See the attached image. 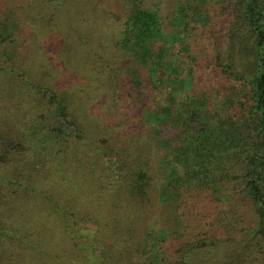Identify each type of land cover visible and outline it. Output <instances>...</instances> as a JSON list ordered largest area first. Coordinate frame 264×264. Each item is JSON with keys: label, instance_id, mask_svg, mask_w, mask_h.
Here are the masks:
<instances>
[{"label": "trees", "instance_id": "trees-1", "mask_svg": "<svg viewBox=\"0 0 264 264\" xmlns=\"http://www.w3.org/2000/svg\"><path fill=\"white\" fill-rule=\"evenodd\" d=\"M59 3L43 34L20 30L64 59L73 19L109 13L91 42L108 65L104 92L77 85L90 84L80 74L41 82L54 124L19 134L60 182L47 219L78 247L63 264H264V0ZM87 97L94 129L72 109ZM4 222L0 264H24L35 250L9 240L37 230Z\"/></svg>", "mask_w": 264, "mask_h": 264}, {"label": "rangeland", "instance_id": "rangeland-1", "mask_svg": "<svg viewBox=\"0 0 264 264\" xmlns=\"http://www.w3.org/2000/svg\"><path fill=\"white\" fill-rule=\"evenodd\" d=\"M59 2L60 0H0V25L7 19L12 21L8 28H0V218L3 219L0 221L30 226L37 230H30L26 234L21 232L25 238L17 236L18 241L9 240L17 248L12 247V252H20L24 246L30 247V251L35 250L34 253L31 252V256L23 258L24 264H63L66 257L78 250L71 236L58 232L60 223L47 219V216L50 217L55 212L51 197L60 191V182L51 174L43 175L44 170L39 168L41 156L36 155L29 147L28 140L19 135L23 131L28 132L27 125L38 124L42 127L54 124L53 114L56 109L50 106L49 98L45 97L40 84H55L67 74H80L90 84L80 79L76 82L77 85H91L92 91L99 88L98 93H101L103 88L100 87L107 83V73L100 74L97 68H100L98 63L102 62V69L107 71L108 65L105 60L98 61L99 57L94 53L98 50H93L91 42L100 36L103 18L108 17L109 13L88 6L83 18L73 19V51L66 59L40 48L39 42L35 44L29 34L20 30L23 24H32L36 26L37 33L43 34L46 31L43 26L45 13L52 11ZM54 11L52 13L55 14ZM54 14H50L52 18L48 31L55 36L60 31L54 27ZM96 94V91L92 93L90 99H94ZM49 95L48 92L46 96ZM89 97L81 104L74 103L72 109L80 121L89 123L94 129L92 120L96 116L93 114L95 112H91ZM118 101L107 100L104 105L105 113L115 115L122 105ZM5 108L9 111L7 114L2 111ZM98 122V119L95 120V123ZM84 135L81 138L78 136L79 143L83 142ZM52 162L55 165L59 163L58 160ZM42 176L47 180H43ZM250 219L251 228L255 227L253 216L250 215ZM53 237L55 241L49 242ZM78 241L82 242V239Z\"/></svg>", "mask_w": 264, "mask_h": 264}]
</instances>
